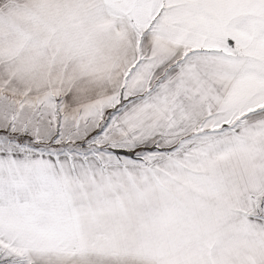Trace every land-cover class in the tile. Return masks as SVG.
Wrapping results in <instances>:
<instances>
[{
    "label": "snow or ice",
    "instance_id": "snow-or-ice-1",
    "mask_svg": "<svg viewBox=\"0 0 264 264\" xmlns=\"http://www.w3.org/2000/svg\"><path fill=\"white\" fill-rule=\"evenodd\" d=\"M0 264H264V0H0Z\"/></svg>",
    "mask_w": 264,
    "mask_h": 264
}]
</instances>
